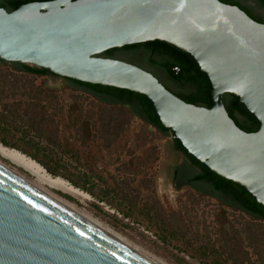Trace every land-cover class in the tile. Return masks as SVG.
I'll return each instance as SVG.
<instances>
[{
  "label": "water",
  "instance_id": "obj_1",
  "mask_svg": "<svg viewBox=\"0 0 264 264\" xmlns=\"http://www.w3.org/2000/svg\"><path fill=\"white\" fill-rule=\"evenodd\" d=\"M154 40L181 51L199 71L207 107L183 101L136 65L98 56ZM0 60L140 94L181 152L264 209V24L237 6L47 0L0 7ZM223 94L256 123L254 131L228 116ZM0 264L154 263L0 166Z\"/></svg>",
  "mask_w": 264,
  "mask_h": 264
},
{
  "label": "rangeland",
  "instance_id": "obj_2",
  "mask_svg": "<svg viewBox=\"0 0 264 264\" xmlns=\"http://www.w3.org/2000/svg\"><path fill=\"white\" fill-rule=\"evenodd\" d=\"M68 85L57 75L28 74L0 65V143L31 157L47 172L52 170L70 183L91 189H80L88 195L86 198L60 189L50 191L160 264H211L194 248L218 238L217 220L222 215L234 224L244 222L246 217L187 187H173L174 166L184 161L185 154L176 149L170 135H162L121 106L108 108L107 118L116 128L103 134L96 102L85 95L71 98ZM78 105L82 119L94 123L90 131H82L74 120ZM47 136L56 144L48 143ZM107 185L106 196L101 191ZM123 191L126 200H133L138 207L145 205L152 210L160 206L163 214L175 215L179 222L169 229L183 239L172 234L163 236L143 215L126 211L120 202L125 200L120 195ZM260 231L264 236V223Z\"/></svg>",
  "mask_w": 264,
  "mask_h": 264
},
{
  "label": "trees",
  "instance_id": "obj_3",
  "mask_svg": "<svg viewBox=\"0 0 264 264\" xmlns=\"http://www.w3.org/2000/svg\"><path fill=\"white\" fill-rule=\"evenodd\" d=\"M29 1L47 0H0V7L10 11L15 9L18 4ZM98 56L118 58L136 65L153 74L166 89L183 101L194 105L208 106L209 92L204 78L181 51L166 42L154 40L125 45L120 48L108 49ZM0 65H8L14 70L28 74L52 75L42 68L24 63L0 60ZM174 68L179 69L177 74L174 73ZM63 79L69 82L66 88L69 90L71 98L76 99L85 95L96 102V106L101 112L100 126L103 134L112 133L116 128L114 121L107 118L108 108L121 106L126 108L130 115L151 125L162 135H170L159 125L149 105L140 94L125 89ZM222 101L228 116L240 129L246 132L255 130L256 123L236 106V100L233 97L223 94ZM73 116L82 131H90L91 128H94V123H90L88 119H82L79 105ZM46 139L48 143L56 144L53 138L47 136ZM2 144L7 145L6 143ZM174 145L180 151L175 142ZM184 157L185 159L180 165L174 166V169L178 171L177 177L172 178L173 187L176 190L187 187L195 194L214 199L221 207L238 211L246 217L244 222L234 224L228 220L226 215H222L221 220H217L218 238L215 241L208 239L202 245H197L194 250L210 260L211 264H255V262L264 264V236L260 231V227L264 223V209L235 183L222 179L198 166L186 155ZM48 172L53 176L57 175L52 170ZM71 184L81 190H91L85 188L86 186L83 184L78 185L76 182H71ZM107 188L108 185L101 191L106 196ZM116 193L118 194L117 191ZM120 195L122 199H125L120 202L126 211L143 215L144 220L161 232L163 236L172 234L171 236H175L179 240L183 239L169 229L179 222L175 215L163 214L164 211L160 206L153 207L152 210L144 208L145 205L138 207L133 200H126L124 191L120 192ZM101 198L107 202L105 197L101 196ZM184 243L187 245V241Z\"/></svg>",
  "mask_w": 264,
  "mask_h": 264
},
{
  "label": "bare ground",
  "instance_id": "obj_4",
  "mask_svg": "<svg viewBox=\"0 0 264 264\" xmlns=\"http://www.w3.org/2000/svg\"><path fill=\"white\" fill-rule=\"evenodd\" d=\"M1 159L7 160V162H9L12 167L7 166L4 162H2ZM0 166L6 169L7 171L11 172L12 174L16 175L23 181L27 182L34 188L38 189L45 195L49 196L56 202L60 203L67 209L71 210L78 216L82 217L89 223L93 224L100 230L104 231L111 237L115 238L122 244L126 245L133 251L137 252L144 258L148 259L152 263L160 264L158 261L154 260L153 258H150L148 255L140 251L136 246L122 238L119 234L114 232L108 226L98 221V219H95L88 213L79 210L77 206L73 203L69 202L68 200H65L64 198L50 191V188H54L74 194L75 196L78 195L83 198H86L88 196L85 192L73 186L67 180L59 176H53L49 174L38 162H36L31 157L27 156L26 154L22 153L21 151L15 148H11L0 143ZM17 169L23 170L26 174H28V177L30 178L26 177L27 175L25 176V174H21L20 171H18Z\"/></svg>",
  "mask_w": 264,
  "mask_h": 264
},
{
  "label": "flooded vegetation",
  "instance_id": "obj_5",
  "mask_svg": "<svg viewBox=\"0 0 264 264\" xmlns=\"http://www.w3.org/2000/svg\"><path fill=\"white\" fill-rule=\"evenodd\" d=\"M219 1L225 4L237 6L239 9L244 11L251 19L261 24H264V0H219ZM112 59H118V58H112ZM177 172H178L177 169L173 170L172 178L177 177Z\"/></svg>",
  "mask_w": 264,
  "mask_h": 264
}]
</instances>
